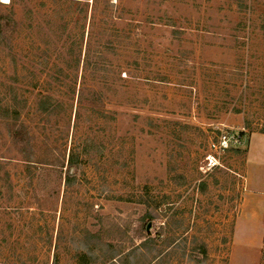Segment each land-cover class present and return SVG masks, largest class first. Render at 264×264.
<instances>
[{"label": "rangeland", "instance_id": "rangeland-1", "mask_svg": "<svg viewBox=\"0 0 264 264\" xmlns=\"http://www.w3.org/2000/svg\"><path fill=\"white\" fill-rule=\"evenodd\" d=\"M0 264H264V0H0Z\"/></svg>", "mask_w": 264, "mask_h": 264}, {"label": "built area", "instance_id": "built-area-1", "mask_svg": "<svg viewBox=\"0 0 264 264\" xmlns=\"http://www.w3.org/2000/svg\"><path fill=\"white\" fill-rule=\"evenodd\" d=\"M243 131L244 130L227 129L220 132L218 137L212 141L210 145L211 151L206 156V164L209 169L219 164L217 154L232 148L240 147L245 142Z\"/></svg>", "mask_w": 264, "mask_h": 264}, {"label": "trees", "instance_id": "trees-1", "mask_svg": "<svg viewBox=\"0 0 264 264\" xmlns=\"http://www.w3.org/2000/svg\"><path fill=\"white\" fill-rule=\"evenodd\" d=\"M145 229H147V224H145Z\"/></svg>", "mask_w": 264, "mask_h": 264}, {"label": "bare ground", "instance_id": "bare-ground-1", "mask_svg": "<svg viewBox=\"0 0 264 264\" xmlns=\"http://www.w3.org/2000/svg\"><path fill=\"white\" fill-rule=\"evenodd\" d=\"M4 1H8V0H4Z\"/></svg>", "mask_w": 264, "mask_h": 264}]
</instances>
